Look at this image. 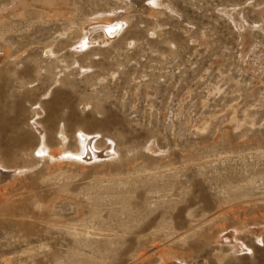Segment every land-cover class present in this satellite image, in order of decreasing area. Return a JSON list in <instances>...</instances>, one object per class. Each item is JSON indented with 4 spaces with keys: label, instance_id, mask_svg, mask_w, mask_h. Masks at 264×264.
I'll return each instance as SVG.
<instances>
[{
    "label": "rangeland",
    "instance_id": "obj_1",
    "mask_svg": "<svg viewBox=\"0 0 264 264\" xmlns=\"http://www.w3.org/2000/svg\"><path fill=\"white\" fill-rule=\"evenodd\" d=\"M142 2L0 0V264H264V0Z\"/></svg>",
    "mask_w": 264,
    "mask_h": 264
},
{
    "label": "bare ground",
    "instance_id": "obj_2",
    "mask_svg": "<svg viewBox=\"0 0 264 264\" xmlns=\"http://www.w3.org/2000/svg\"><path fill=\"white\" fill-rule=\"evenodd\" d=\"M156 1L157 0H143L142 3L144 4L145 7H150L152 4L156 3ZM123 22H125L123 17L122 18L114 17V18L109 19V20H107L106 22H103V23L90 24L87 27L86 33L84 34L85 36H84L83 41H80V43L82 42L81 45L85 46V45L90 44L92 42L91 38L89 37V33L92 32L93 30H95L96 28H101L104 31L105 34H108L110 36L111 35L114 36L116 33H118L121 30V26L123 25ZM1 167L5 168L3 165H0V168ZM4 172H6V171H4ZM4 178H6V177H3V175L0 172V182L3 181ZM167 264H181V263H178V262L174 261V262H170V263H167ZM185 264H193V263L192 262H187Z\"/></svg>",
    "mask_w": 264,
    "mask_h": 264
}]
</instances>
